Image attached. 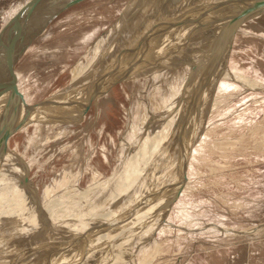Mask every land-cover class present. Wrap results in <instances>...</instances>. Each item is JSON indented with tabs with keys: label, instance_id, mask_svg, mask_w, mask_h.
<instances>
[{
	"label": "rangeland",
	"instance_id": "rangeland-1",
	"mask_svg": "<svg viewBox=\"0 0 264 264\" xmlns=\"http://www.w3.org/2000/svg\"><path fill=\"white\" fill-rule=\"evenodd\" d=\"M28 1L0 0V33ZM195 1L200 4L193 5ZM250 1L81 0L61 9L65 0H43L33 12L40 16L30 15V20L27 19L30 22L26 21L12 47L11 65L5 58V51L8 37L16 31L4 36L0 43V75H4L0 76V96L15 92L27 105H38L71 87L76 89L77 95L80 92V99L90 100L74 120H59L54 125L53 121L45 123H51V126L33 122L8 135L6 145L14 156L15 165L22 167L25 164L28 168L20 177L30 185L27 188L32 190L30 196L34 206L42 208L49 199L56 197L54 193L59 189L66 188L68 193L74 191L75 194L90 187L94 193L91 205L101 198L97 206L120 208L125 217L116 227H106L107 230L103 227L107 219L101 218L88 228L96 233L84 235L85 231H77L74 235L63 227L66 221L58 227L49 224L48 210L40 209L39 213L47 216V222L28 235L20 234L15 241L10 240L8 243L13 248L5 251L1 264H51L56 259L55 264L58 260L59 264H264V4L257 8L262 10L250 5L249 13ZM261 1L264 0H257V4ZM202 2L208 3L210 9L216 7L210 11L221 8L209 17L207 26L197 23L199 16L209 10ZM214 2L219 5L215 6ZM199 5L205 11L196 9ZM192 8L198 10L197 15L190 12L194 10ZM43 11L46 15H42ZM221 15L227 18L219 19ZM188 16H192L190 20ZM157 22L167 24L168 28L176 25V32L183 25V31L178 35L181 38L174 39L181 42L180 46L172 48L174 53L167 51L153 57V45L149 42H159L157 37L168 29ZM33 24L36 26L32 30ZM155 26L161 28L157 30ZM147 28L156 31L154 39V33H148ZM103 36L106 38L103 54L72 82L73 69L89 57L92 47ZM135 42L139 45L131 48ZM109 45L114 47L108 51ZM124 46L128 47L125 49ZM138 48L139 52L145 53L140 54L136 51ZM178 50L180 53L177 54ZM138 59L143 62H136ZM149 59L151 62L148 63ZM165 68L172 69L168 73ZM108 71L111 74H107ZM112 75L115 76L113 79ZM105 76L110 78L109 82L114 81L106 83L103 81ZM105 83L109 84L106 89L101 87ZM194 88L198 89V93L197 89L194 92L198 95H194ZM2 89L4 93H1ZM171 103L172 106L168 105ZM170 116L174 117L173 132L168 134L173 137L172 144L163 139L161 151L163 155H172V165L165 173L152 174L146 180L151 178L150 184L166 191L172 189L169 205L162 202L163 193L158 190L157 193L153 190L137 193L135 202L121 207L123 202H117L118 199L107 200L110 199L108 192L120 179L128 155L137 148L140 140L148 142V130L155 132L153 130L162 127ZM138 124L142 125L140 129ZM178 128L179 132L184 131L179 133ZM5 151H0V157H4ZM49 189H55L53 197H49L52 191ZM48 190L50 194H46ZM66 206L70 207V204ZM73 206L76 210L72 212L78 214L86 204L78 206L74 203ZM114 246H118L115 253L112 251ZM75 248L77 252L73 257H65L73 250L75 252ZM153 253L155 257L150 258Z\"/></svg>",
	"mask_w": 264,
	"mask_h": 264
},
{
	"label": "bare ground",
	"instance_id": "bare-ground-1",
	"mask_svg": "<svg viewBox=\"0 0 264 264\" xmlns=\"http://www.w3.org/2000/svg\"><path fill=\"white\" fill-rule=\"evenodd\" d=\"M220 1V0H219ZM225 1V0H224ZM252 1V0H251ZM251 1H250V3H251ZM253 1H255V0H253ZM253 1H252V3L250 4L249 3V7H250V12L249 13H251V6H252V8L254 7L256 10H262L261 8H262V4H257V0H256V2L253 4ZM211 2V1H210ZM209 2V4H211ZM215 2H217V1H215ZM214 2V3H215ZM197 2L195 1V2H193V5H198V4H200V3H198V4H196ZM202 3H204V2H202ZM213 3V2H212ZM208 4V3H207ZM207 4H205L204 3V5H206L207 6ZM191 4H189V5H187V6H185L186 8L188 7V6H190ZM218 6L219 4L218 3H215V6ZM251 5V6H250ZM262 5V6H261ZM196 6H194V7H196ZM213 6V5H212ZM244 6V5H243ZM247 6V5H246ZM247 6V7H248ZM41 7V6H40ZM128 7V6H127ZM185 7H183V8H185ZM200 5H199V7H196V9H198V10H202V11H200V12H203V10L204 9H200ZM203 7V6H202ZM209 7H210V5H209ZM258 7H261V8H259V9H257ZM41 8H43V7H41ZM182 8V9H183ZM204 8L206 9V7L204 6ZM216 8V7H215ZM214 7L212 8V9H215ZM218 8V7H217ZM245 8V7H244ZM263 8H264V6H263ZM39 9V8H38ZM141 9H142V7H141ZM192 9H194V8H192ZM196 9H194V10H192V11H190L191 13H194L195 15H197L196 13H197V11H196ZM209 9V10H208ZM212 9H210V8H208V6H207V10H208V12H206V14H204L203 16H199L200 18H198L197 20V23H198V25L200 24V22L203 24V26L205 25V26H207V25H209V17L210 16H213V15H215V14H217V12L221 9V8H218V9H216L215 11H210V10H212ZM240 9H242V7L240 8ZM246 9V8H245ZM255 9L253 10L254 12H255ZM264 10V9H263ZM36 11V10H35ZM124 11H126V10H124ZM205 11V10H204ZM241 11H243V10H241ZM240 11V12H241ZM44 12V11H43ZM42 12V15H44L45 14V12L43 13ZM129 12H130V10H129ZM239 12V13H240ZM39 13H41V12H39ZM128 13V12H127ZM228 13V12H227ZM244 13V12H243ZM246 13V12H245ZM249 13H247V15L249 14ZM260 13V12H259ZM258 13V14H259ZM34 13H32V15H33ZM35 14H38V13H35ZM34 14V15H35ZM187 14V13H186ZM190 14V13H189ZM225 14H226V11H225ZM41 15V16H42ZM46 15V14H45ZM142 15H143V13H142ZM185 15V14H184ZM188 15V14H187ZM190 15H192V14H190ZM195 15H193V16H195ZM198 15H199V13H198ZM240 15V14H239ZM244 15V14H243ZM257 15V14H256ZM255 15V16H256ZM38 16H40L39 14H38ZM218 16V15H217ZM224 15H221L220 16V18L219 19H222L221 17H223ZM227 16H228V14H227ZM227 16L225 15L223 18H227ZM254 16V17H255ZM263 16H264V14H263ZM262 16V17H263ZM185 18L187 17V16H184ZM192 17V16H191ZM191 17H189L188 16V19L190 20L191 19ZM244 17V16H243ZM30 18H31V16L28 18L29 20H30ZM134 18V17H133ZM142 18V17H141ZM165 18V17H164ZM182 18V17H181ZM180 18V19H181ZM212 18V17H211ZM214 18H216V17H214ZM237 17H235V19H236ZM257 18V17H256ZM139 19H140V17H139ZM180 19H179V21H180ZM194 19H196L195 17H194ZM207 19H208V21H207ZM217 19H218V17H217ZM218 19V20H219ZM258 19V18H257ZM264 19V18H263ZM28 20V21H29ZM141 20V19H140ZM140 20H138V21H140ZM163 20V19H162ZM161 20V21H162ZM165 20V19H164ZM170 20V19H169ZM173 20V19H172ZM188 20V21H189ZM214 20H216V19H214ZM217 20V21H218ZM237 20V19H236ZM241 20V19H240ZM260 20V19H259ZM28 21H27V23H28ZM119 22H120V20H118ZM159 22H160V20H158ZM182 21V20H181ZM185 21H187V20H185ZM30 22V21H29ZM41 22V21H40ZM40 22H38L37 21V23H40ZM131 22V21H130ZM169 22H171V20L169 21ZM173 22V24H177V22H175V20H173L172 21ZM171 22V23H172ZM193 22H195V21H193ZM250 22V21H249ZM248 22V23H249ZM253 22V21H252ZM27 23H25V24H27ZM37 23H34V24H37ZM158 23V22H157ZM162 23V22H161ZM163 23H164V21H163ZM162 23V24H163ZM189 23V22H188ZM187 23V24H188ZM238 23V22H237ZM33 24V28H30V29H34L35 28V26L36 25H34ZM130 24V23H129ZM161 24V25H162ZM172 24V25H173ZM211 24V23H210ZM213 24H214V22H213ZM217 24H218V22H217ZM217 24H215V25H217ZM219 24H220V22H219ZM234 24V23H233ZM240 24V23H239ZM41 25V24H40ZM39 24H38V26H40ZM127 25V24H126ZM125 25V26H126ZM152 25H155V24H152ZM158 25H160L159 23H158ZM160 25V26H161ZM164 25V27H166L167 26V24H163ZM166 25V26H165ZM170 25V27L168 28V26L166 27V28H168V29H166V28H164V29H166L165 30V32L164 33H162L163 35H160L161 37H157V38H155V40H158L159 42H154V44L152 43V42H149V44H151V45H153L151 48V50H152V52H153V54H154V56L153 57H156V56H161L162 54H164L165 52H167V51H169V52H171V53H174L175 51H173L172 52V48L175 46H177V45H181V42L179 43L177 40H174L179 34H180V32L181 31H183L182 30V28L183 27H181V26H183V25H180L178 28H177V32H176V25ZM184 25H186V24H184ZM26 26V25H25ZM28 26H29V24H28ZM37 26V27H38ZM130 26V25H129ZM158 27V28H156V26H155V28L157 29V30H159V28H161V27ZM190 26H192V25H190ZM32 27V26H31ZM114 27V26H113ZM152 27V26H151ZM154 27V26H153ZM163 27V26H162ZM181 27V28H180ZM215 27H217V26H215ZM219 27V26H218ZM239 27V26H238ZM28 28V27H27ZM40 28V27H39ZM130 28V27H129ZM150 28V27H149ZM149 28H147L146 30H148ZM154 28V30H156ZM38 29V28H37ZM127 29H128V27H127ZM130 30V29H129ZM132 30V29H131ZM187 30H189V28L187 29ZM29 31V30H28ZM28 31H26V32H28ZM108 31H109V29H108ZM161 31V30H160ZM30 32H32V31H30ZM145 32V31H144ZM148 33H151V32H153V31H150V30H148L147 31ZM146 32V33H147ZM156 32V31H155ZM155 32H153L152 34V36H153V39H154V37H155V35L157 34V33H155ZM228 32V31H227ZM229 32H230V30H229ZM231 32H232V29H231ZM230 32V33H231ZM11 33H15V32H11ZM29 33V32H28ZM27 33V34H28ZM158 33H159V31H158ZM26 34V35H27ZM115 34V33H114ZM219 34V33H218ZM223 34V33H222ZM227 34V33H226ZM145 35V34H144ZM143 35V36H144ZM147 35V34H146ZM188 35V34H187ZM224 35V34H223ZM11 36V35H10ZM31 36V35H30ZM143 36H141V37H143ZM149 36H150V34H149ZM151 36V37H152ZM180 36V35H179ZM178 36V37H179ZM229 36V35H228ZM111 37V36H110ZM192 37V36H191ZM218 37V36H217ZM9 39H10V37H8ZM23 38H25V36L23 37ZM147 38V37H146ZM179 38H181V37H179ZM184 38H186V37H184ZM7 39V38H6ZM105 37L103 36V37H101V38H99V40H97V42L95 43V45H94V47H92V52H91V54L89 55V57L87 58V59H82V60H84V61H80L78 64H77V66L75 67V65H74V67H75V69H73V77H72V82H74V81H76L79 77H81L82 76V74L84 73V72H86L93 64H94V62L96 61V58H98V56H100V55H102L103 54V52L105 51V48H106V45H105ZM142 39V38H141ZM149 39H151L152 40V38H149ZM148 39V40H149ZM218 39H220V38H218ZM8 40V39H7ZM25 40H27V38L25 39ZM9 41V40H8ZM8 41H7V43H8ZM21 41V40H20ZM20 41H19V43H20ZM31 41V40H30ZM142 42L144 41L143 39L141 40ZM153 41V40H152ZM187 41V40H186ZM185 41V42H186ZM197 41V40H196ZM21 42H23V40L21 41ZM27 42H29V39H28V41ZM26 42V43H27ZM137 42H139L138 40H137ZM6 43V42H5ZM6 43V44H7ZM24 43V42H23ZM24 44V45H27V44ZM136 43V42H135ZM141 43V42H140ZM146 43V42H145ZM144 43V44H145ZM5 44V45H6ZM22 43H20V45H21ZM137 44L138 43H136V45H133L131 48H134L135 46L137 47ZM148 44V43H147ZM147 44L145 45V46H147ZM183 44V43H182ZM196 44V43H195ZM4 44H3V46H5ZM16 45H17V43H16ZM15 45V46H16ZM24 45H22L23 46V48H25L24 47ZM139 45V44H138ZM142 45H143V43H142ZM219 45V44H218ZM18 46V45H17ZM13 47V46H12ZM113 45H109V47H108V51L109 50H111V49H113ZM128 46H126V48H127ZM135 47V48H136ZM141 46H139V48H140ZM142 47H144V46H142ZM15 48V47H14ZM17 49L19 48L20 49V46L19 47H16ZM123 48H125V46L123 47ZM125 48V49H126ZM129 48H130V46H129ZM139 48L138 49H136V51L138 50V52H139ZM147 48V47H146ZM145 48V49H146ZM3 49V48H2ZM150 49V48H149ZM133 50V49H132ZM131 50V51H132ZM142 50L143 51H145L143 48H142ZM218 50V49H217ZM14 51V50H13ZM20 51H22V49L20 50ZM187 51V50H186ZM17 52V51H16ZM15 52V53H16ZM19 52V51H18ZM17 52V53H18ZM124 52V54H125V51H123ZM135 52V51H134ZM163 52V53H162ZM168 52V53H169ZM217 52V51H216ZM215 52V53H216ZM12 53V52H11ZM16 53V54H17ZM112 53V52H111ZM120 53H122L121 51H120ZM140 54H142L141 52H139ZM138 53V54H139ZM145 53V52H144ZM143 53V54H144ZM149 53H150V50H149ZM178 53H180L179 52V50L177 51V54ZM14 54V53H13ZM12 54V55H13ZM136 54V53H135ZM137 54V56H139ZM147 54V53H146ZM151 55V54H150ZM213 55V54H212ZM216 55V54H215ZM5 56V55H4ZM11 56V55H10ZM16 56V55H15ZM17 56H18V54H17ZM118 56V55H117ZM121 56V55H120ZM119 56V58H121L122 59V56L120 57ZM143 57H144V55H142ZM85 57V56H84ZM129 57H130V55H129ZM140 57H141V55H140ZM146 57H148V56H146ZM151 57V56H150ZM149 57V58H150ZM2 58V57H1ZM5 58H7V57H5ZM12 59H13V57H11ZM86 58V57H85ZM124 58V57H123ZM138 58V57H137ZM142 58V57H141ZM152 58V57H151ZM11 59V60H12ZM14 59H16V58H14ZM118 59V58H117ZM116 59V60H117ZM121 59H119V60H121ZM130 59V58H129ZM134 59H135V57H134ZM212 59H213V57H212ZM215 59V58H214ZM4 60V59H3ZM2 60V61H3ZM130 60H132V59H130ZM136 60V59H135ZM141 60V59H140ZM140 60L138 59L136 62H140ZM147 60V59H146ZM208 60V59H207ZM207 60H206V62H207ZM5 61V60H4ZM15 60H13L12 62H14ZM113 61H115V58H114V60ZM124 61V60H123ZM142 61V60H141ZM143 61H144V58H143ZM142 61V62H143ZM195 61V60H194ZM212 61V60H211ZM121 62V61H120ZM129 63H131V61H128ZM132 62H133V60H132ZM146 62V61H145ZM148 63L149 62H151L150 61V59H149V61H147ZM155 62V61H154ZM214 62V61H213ZM11 63V62H10ZM113 63V62H112ZM118 61H117V64L116 65H118ZM125 63V62H124ZM135 63V62H134ZM133 63V64H134ZM211 63V62H210ZM108 64V63H107ZM110 64V63H109ZM122 64H123V62H122ZM122 64H121V66H122ZM126 65L128 64V63H125ZM124 64V65H125ZM140 64H142V63H140ZM6 65V64H5ZM9 64H7L6 66H8ZM137 65V64H136ZM212 65V64H211ZM10 66V65H9ZM107 66V65H106ZM128 66V65H127ZM141 66V65H140ZM143 66V65H142ZM165 66H167V65H165ZM192 66V65H191ZM205 66V65H204ZM113 67V66H112ZM126 67V66H125ZM124 67V68H125ZM133 67H135L134 65H133ZM153 67V66H152ZM208 67H210L209 65H208ZM9 68V67H8ZM106 68V67H105ZM109 68V67H108ZM108 68H106V69H108ZM111 68V67H110ZM114 68H116L117 69V66H115ZM130 68H131V66H130ZM156 68V67H155ZM188 67H186V69H187ZM205 68V67H204ZM2 69V68H1ZM99 69V68H98ZM126 69H129L128 67H126ZM134 69V68H133ZM153 69V68H152ZM160 69V68H159ZM168 68H165L164 70H166V71H168V73H169V70H171L170 68H169V70H167ZM176 69V68H175ZM184 69V68H183ZM110 70V69H109ZM112 70V69H111ZM119 70V67H118V69H117V71ZM125 70V69H124ZM140 70V69H139ZM182 70V69H181ZM185 70V69H184ZM188 70H190V69H188ZM192 70V69H191ZM190 70V71H191ZM207 70V69H206ZM107 71V70H106ZM117 71H115V72H117ZM119 71H121V70H119ZM128 71V70H127ZM130 71H132V69L130 70ZM129 71V72H130ZM151 71H153V70H151ZM162 71H163V69H162ZM161 71V72H162ZM177 71V70H176ZM179 71V70H178ZM111 72V71H110ZM125 72H126V70H125ZM141 72V71H140ZM145 72V71H144ZM161 72H159V73H161ZM165 72V71H164ZM163 72V73H164ZM171 72H173V71H171ZM170 72V73H171ZM180 72V71H179ZM179 72H176L177 74L179 73ZM182 72V71H181ZM184 72H186V71H184ZM101 73V72H100ZM107 72H105V74H106ZM113 73V72H112ZM118 73V72H117ZM128 73V72H127ZM149 73V72H148ZM158 73V72H157ZM205 73V72H204ZM104 74V75H105ZM107 74H111V73H109V71H108V73ZM106 74V75H107ZM153 74V73H152ZM162 74V73H161ZM176 74V75H177ZM182 74H183V72H182ZM94 75V74H93ZM101 75V74H100ZM99 75V77L97 76V78H99L100 79V77L102 76H100ZM103 75V76H104ZM114 75H116V74H114ZM167 75V74H166ZM174 75V74H173ZM181 75V74H180ZM179 75V76H180ZM187 75V74H186ZM190 75V74H189ZM201 75V74H200ZM202 75H203V73H202ZM0 76H4V75H0ZM109 76H111V75H109ZM113 76V75H112ZM122 76V75H121ZM161 76V75H160ZM165 76V75H164ZM172 76V75H171ZM107 76H105V78H106ZM115 76H113L111 79H113ZM118 77H120V76H117V78ZM126 77V76H125ZM155 77H156V75H155ZM158 77V76H157ZM156 77V78H157ZM176 77V76H175ZM183 77V76H182ZM189 77V76H188ZM205 77V76H204ZM96 78V79H97ZM155 78V79H156ZM187 78V77H186ZM93 79H95V78H93ZM95 79V80H96ZM101 79H102V77H101ZM104 79V78H103ZM107 79V78H106ZM103 80V81H107L106 83H108L109 82V80L108 79H110L109 77H108V79L107 80ZM159 79H161V78H159ZM166 79V78H165ZM179 79H180V77H179ZM185 79V78H184ZM195 79H196V77H195ZM154 80V79H153ZM158 80V79H157ZM162 80V79H161ZM161 80H159V81H161ZM198 80V79H197ZM200 80V79H199ZM1 81V80H0ZM98 81V80H97ZM96 81V82H97ZM114 81V80H113ZM112 81V82H113ZM184 81V80H183ZM186 81H187V79H186ZM203 81H205V80H203ZM95 82V81H94ZM95 82V83H96ZM111 82V80H110V82L109 83H112ZM152 82V81H151ZM155 82V81H154ZM153 82V83H154ZM170 82V81H169ZM173 83H174V81H172ZM193 82V81H192ZM202 82V81H201ZM2 83V82H1ZM88 83V82H87ZM98 83V82H97ZM99 83H101V84H103L102 82H99ZM105 83V85H101V87L103 86V88L104 89H106V88H108V86H109V84H106ZM159 83V82H158ZM166 83V82H165ZM196 83V82H195ZM198 83V82H197ZM3 84V83H2ZM155 84H156V82H155ZM154 84V85H155ZM182 84V83H181ZM193 84V83H192ZM200 84V83H199ZM202 84H203V82H202ZM8 85V84H7ZM81 85V84H80ZM80 85H79V87H77V88H80ZM86 85V84H85ZM95 85V84H94ZM93 85V86H94ZM145 85V84H144ZM159 85V84H158ZM168 85H171L170 83L168 84ZM201 85V84H200ZM204 85V84H203ZM202 85V86H203ZM1 86H3V85H1ZM5 86V85H4ZM99 86V85H98ZM166 86H167V84H166ZM196 86V85H195ZM206 86V85H205ZM96 87V86H95ZM172 87V86H171ZM180 87H182V86H180ZM204 87V86H203ZM203 87H201V91H202V89H203ZM75 88V87H74ZM98 88H100V87H98ZM163 88V87H162ZM175 88H176V86H175ZM198 88H200V87H198ZM1 89V88H0ZM4 89H5V87H4ZM6 89H8V88H6ZM91 89H93V88H91ZM95 89V88H94ZM103 89V90H104ZM160 89H161V87H160ZM173 89V88H172ZM193 89V88H192ZM197 89V88H196ZM195 88H194V91H193V93L195 92V90H196ZM3 90V89H2ZM81 90V89H80ZM82 90H84L83 89V87H82ZM81 90V91H82ZM97 90V89H96ZM100 90V89H99ZM98 90V91H99ZM156 90V89H155ZM169 90V89H168ZM177 90V89H176ZM188 90H190V89H188ZM204 90H205V87H204ZM20 91V90H19ZM95 91V90H94ZM160 91V90H159ZM167 91V90H166ZM166 91H164V93L166 92ZM172 91H174V90H172ZM182 91V90H181ZM198 91V89L196 90V92ZM4 93V90L3 91H1V93ZM156 92V91H155ZM161 92H162V90H161ZM160 92V93H161ZM171 92V91H170ZM177 92V91H176ZM179 92V91H178ZM80 92H78V95H80L79 94ZM85 93V92H84ZM99 93V92H98ZM160 93H159V95H160ZM163 93V94H164ZM172 93V92H171ZM191 93V92H190ZM198 93V92H197ZM196 93V94H197ZM205 93V92H204ZM156 94H158V93H156ZM166 95H167V92L165 93ZM173 94V93H172ZM195 93H194V95H196ZM1 95V94H0ZM77 94H76V89H72L71 87L70 88H68V89H66V90H64L63 92H58V93H56V94H54V95H52L50 98H48L47 100H45V101H42L41 103H39L38 105H27L23 100H21V96H17L16 95V93L15 92H7V93H5L4 95H2V96H0V151H1V153H2V151L4 150H6L3 154H4V157H0V261L2 262L3 261V259H4V257H5V255H4V253H5V251H8L9 249H10V245H9V243L8 242H10V240H14L17 236H21L22 234H23V236L24 235H28V234H30L31 232H33V229H35V228H39V225H41L42 223H44V222H47V216H44L43 214H40L39 213V210L41 209V210H43L44 208L46 209V210H48L47 212H48V214H49V217H50V222H49V220H48V223L49 224H51V225H53L54 227H58V226H63V222H65L66 221V224H64L65 226H63V227H66L67 229H70L72 232H73V234L75 235V232H77V231H85V233H83L84 235H91L92 234V232H95L94 230L93 231H91L90 229H88L90 226H91V224L92 223H95V221H97V220H99V219H101V220H103L104 219V221H105V223L103 224V227H104V230H107V228L106 227H110L111 225L113 226V227H116L117 225H118V222L120 223L121 222V220H123L124 219V214L122 213V210L120 211L119 209H112V207L111 208H109V207H101V206H97V202H99L100 200H101V198H99L100 200H98V201H96L97 199H95L94 201H95V203H94V205L92 204L91 205V203L93 202V198H94V193L93 192H91V188L90 187H87V189L85 190H79V191H77L75 194H73L74 193V191H73V193L71 192V194L70 193H68V190L66 191V188L65 189H62V190H58V192L56 193L55 192V189H49L48 190V192L46 193V194H48L49 192L51 193H49L50 194V196L49 197H53V195H52V193H54L55 195L54 196H56V197H53V199L51 198V199H49V200H51V202L48 200V202H46L45 203V205L42 207V208H40V209H38L36 206H34V204L32 203V201H31V193L30 192H32V190H31V188L30 189H28L27 187H29L30 185L27 183L28 181L27 180H25V178H23V179H21V177L20 176H22V174L24 173V174H26L27 173V170H28V168L25 166V164H24V166H22V167H19L18 165H15V163H14V156H13V154L11 153V151L9 150V148H8V146L6 145V140H7V137H8V135L10 134V133H12V131H14V130H17V129H21V128H25V127H27L30 123H38V124H40L41 126H43V124L45 125V123H48L47 121H53V122H51L53 125L54 124H56L55 122L56 121H59V120H61V121H64V120H66V121H68V120H74V119H76V118H78L79 117V115L81 114V112H83V110L81 109L82 107H86L87 106V104L90 102V100H89V98L88 99H86V100H84V98L83 99H80L79 97H81V95L80 96H78ZM93 94H91V96H92ZM97 95V94H96ZM165 95V96H166ZM188 95V94H187ZM192 95V94H191ZM198 95V94H197ZM202 95V94H201ZM83 96H85V94L83 95ZM144 96V95H143ZM162 96V95H161ZM168 97H169V95H167ZM167 96H166V99H167ZM185 96V95H184ZM90 97V96H89ZM93 97V96H92ZM156 97V96H155ZM160 97V96H159ZM94 98V97H93ZM144 98V97H143ZM142 98V99H143ZM154 99V98H153ZM162 99V98H161ZM197 99V98H196ZM202 99V98H201ZM82 100H84V101H82ZM144 100V99H143ZM199 100H200V98H199ZM26 101V100H25ZM78 101H82V102H78ZM154 101V100H153ZM164 101H165V99H164ZM167 101H168V99H167ZM186 101H188V100H186ZM144 102H146L145 100H144ZM154 102H156V101H154ZM193 102H194V100H193ZM196 102V101H195ZM147 103V102H146ZM167 103H169V102H167ZM166 103V104H167ZM188 103H190L189 101H188ZM188 103H187V105H188ZM161 104H162V102H161ZM147 105H149L148 103H147ZM168 105H171L172 106V103L171 104H168ZM167 105V106H168ZM190 105V104H189ZM194 105V104H193ZM164 106H166V105H164ZM166 106V107H167ZM165 107V108H166ZM205 107V106H204ZM188 108V107H187ZM199 108V107H198ZM163 109V108H162ZM172 109V108H171ZM153 110H155V109H153ZM197 110V109H196ZM164 111V110H163ZM178 111V110H177ZM176 111V112H177ZM162 112V111H161ZM166 112V111H165ZM168 112V111H167ZM175 112V113H176ZM181 113V112H180ZM84 114V113H83ZM162 114H163V112H162ZM196 114V113H195ZM166 115V114H165ZM168 115V114H167ZM166 115V116H167ZM171 115V114H170ZM145 116H147V115H144L143 117H145ZM160 116H161V114H160ZM159 116V117H160ZM163 116H164V114H163ZM196 116V115H195ZM159 117H157L158 119L157 120H159ZM163 118V117H162ZM177 119H178V117H176ZM176 121V120H175ZM178 122V121H177ZM177 122H175L176 124H177ZM51 123H49L47 126H51ZM38 124H37V126H38ZM65 123H63V125H64ZM67 124V123H66ZM157 124V123H156ZM174 124V117H172V116H170L169 118H167L166 120H164V124H162L161 126L162 127H159V129H155V130H153V131H155V132H150V130H148V137H149V140H148V142H146V139H145V141L143 142V140H140V142L139 143H137L138 144V146H137V148L135 147V149H133L132 151H131V154H129L128 155V159L126 160V162H125V167L123 168V171H122V173H121V175H120V179L117 181V183H115L113 186H112V189L108 192V195H109V197H110V199L108 198L107 200H112V201H114L115 199H118V201L117 202H119V203H121V202H123L122 204H120V207L121 206H125L126 204H128V203H133V202H135V200H136V197H137V193H140V192H142V193H145V192H147V190H153V192H155V193H157V190L160 192H162L163 194L161 195V198H162V202L163 203H167V205L166 206H168L169 205V203H170V201H172V189L171 190H169V191H166L165 189H162V188H160V187H156V186H154L153 184H150L149 182L151 181V178H149L148 179V182H146V180H147V177L148 176H151L152 174H155L156 176H159V175H161L162 173H165L166 171H167V167H169V165H172V155H167L166 156V154L165 155H163V151H161V149L162 148H164V145H163V139H166L167 141H166V143H170V144H172L171 142H172V136L171 137H169L168 136V134H172V132H173V125ZM39 125V126H40ZM45 125V126H46ZM178 125V124H177ZM176 125V126H177ZM59 126V125H58ZM62 126V125H61ZM138 126V129H140V127L142 126L141 124H138L137 125ZM152 126V125H151ZM179 126V125H178ZM177 126V127H178ZM36 127V126H35ZM173 127V128H172ZM48 128V127H47ZM46 128V129H47ZM52 128H54V127H52ZM57 128V127H56ZM60 128H62V127H60ZM151 128V127H150ZM149 128V129H150ZM39 129L41 130V127H39ZM49 129V128H48ZM47 129V130H48ZM182 129H184V128H182ZM56 130V129H55ZM54 130V131H55ZM181 130V129H180ZM53 131V132H54ZM57 131V130H56ZM59 131H60V129H59ZM58 131V132H59ZM62 131V130H61ZM140 130H138V132H139ZM177 131V130H176ZM184 131V130H183ZM183 131H181V132H179V128H178V132L179 133H182ZM176 133V132H175ZM51 135V134H50ZM49 135H47V137H48ZM175 137H177V135L175 136ZM171 138V139H170ZM178 138H179V134H178ZM174 142V141H173ZM142 146V147H141ZM14 151V150H13ZM15 152V151H14ZM18 155V154H17ZM15 159H17L16 157H15ZM18 160V159H17ZM23 161V160H22ZM25 162V161H24ZM27 162V161H26ZM23 163V162H22ZM30 165V164H29ZM155 172V173H154ZM23 174V175H24ZM23 177H25V176H23ZM154 178V176L152 177V179ZM21 179V180H20ZM27 179H30L29 177L27 178ZM31 184V183H30ZM32 185V184H31ZM69 185H72V184H69ZM63 186V184L62 185H59L58 186V188H60V187H62ZM66 186V185H65ZM72 186H74V185H72ZM67 187H69V186H67ZM71 187V186H70ZM77 188V187H76ZM68 189V188H67ZM78 189V188H77ZM80 189H82V188H80ZM31 190V191H30ZM37 190V189H36ZM113 190V191H112ZM35 191V190H34ZM76 191V190H75ZM37 193V192H36ZM34 194H35V192H34ZM46 194H44V196H46ZM36 195H38V194H36ZM40 196H41V194H40ZM112 197V198H111ZM39 198V197H38ZM37 198V199H38ZM82 198H86V199H83L82 200ZM41 200V199H40ZM38 201H39V199H38ZM103 201H105V200H103ZM41 202V201H40ZM42 203V202H41ZM70 204V207H68V206H66V204ZM77 204L78 206H81L82 204H86V206L85 207H83L82 208V211L81 212H79L78 214L77 213H75V212H72V211H74V210H76V209H74V206H73V204ZM111 204V203H110ZM109 204V205H110ZM40 205V204H39ZM88 205V206H87ZM114 205V204H113ZM81 208V207H80ZM79 208V209H80ZM41 212V211H40ZM69 212H72V213H69ZM69 213V214H68ZM76 215V217L73 219L72 218V216H75ZM74 220H77V221H74ZM75 222V223H74ZM101 223H102V221H101ZM74 224H76V226H72V225H74ZM51 225H50V227H51ZM109 225V226H108ZM42 226V225H41ZM102 226V225H101ZM100 226V227H101ZM62 228V227H61ZM73 228V229H72ZM91 228V227H90ZM93 229V228H92ZM102 228H99V230H101ZM88 230H90V231H88ZM161 230V229H160ZM44 232V231H43ZM69 232V231H68ZM39 233H42V231L41 232H39ZM96 233V232H95ZM21 234V235H20ZM81 234V233H80ZM79 234V235H80ZM40 235V234H39ZM73 235V236H74ZM23 236H22V238H23ZM73 238V237H72ZM75 238V237H74ZM19 239V238H18ZM17 240V239H16ZM22 239H20V241H21ZM71 240H73V239H71ZM75 240V239H74ZM15 241V240H14ZM18 242V241H17ZM16 242V243H17ZM54 243H56V242H54ZM74 243H76V242H74ZM9 246V248H4V247H8ZM19 246V245H18ZM15 247V246H14ZM52 247V246H51ZM11 248H13V247H11ZM75 252H74V250L71 252V254H68L67 256H65V257H73V255L77 252V249L75 248ZM47 251V250H46ZM112 251L115 253L116 251H118V246H114L113 247V249H112ZM141 252V251H140ZM117 254V253H116ZM151 256L152 257H155V253H153V254H151L150 255V258H151ZM161 256V255H160ZM65 259V258H64ZM153 259V258H152ZM57 260V259H56ZM54 261L53 260V262L54 263H51V264H55L57 261ZM61 260H63V259H61ZM58 262L60 263V261L58 260ZM126 261H124V263H125ZM49 263V262H48ZM58 263V264H59ZM1 264V263H0ZM151 264V263H150ZM166 264V263H165ZM170 264V263H169Z\"/></svg>",
	"mask_w": 264,
	"mask_h": 264
},
{
	"label": "water",
	"instance_id": "water-1",
	"mask_svg": "<svg viewBox=\"0 0 264 264\" xmlns=\"http://www.w3.org/2000/svg\"><path fill=\"white\" fill-rule=\"evenodd\" d=\"M43 0H29L23 7H21L17 13L8 21L6 26L3 28L2 32L0 33V43L4 36H6L10 31L15 30L16 32L12 35V37L9 39L8 44L6 45V51L5 55L7 57L8 62H11V50L12 46L14 45L17 38L21 35V32H23V29L25 28V23L28 19V17L34 12L36 7L40 5V3ZM81 0H65V2L62 4L61 9L64 7H67L71 4H74ZM259 4H264V1L258 2ZM11 65V63H10ZM12 67V66H11ZM14 90L18 93V90L16 87H14Z\"/></svg>",
	"mask_w": 264,
	"mask_h": 264
}]
</instances>
